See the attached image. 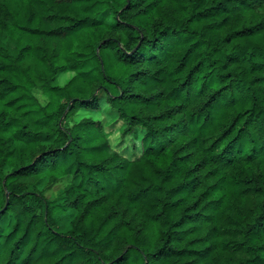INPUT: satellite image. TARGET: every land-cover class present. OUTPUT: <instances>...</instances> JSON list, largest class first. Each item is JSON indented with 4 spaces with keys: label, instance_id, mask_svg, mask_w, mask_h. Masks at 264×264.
<instances>
[{
    "label": "trees",
    "instance_id": "1",
    "mask_svg": "<svg viewBox=\"0 0 264 264\" xmlns=\"http://www.w3.org/2000/svg\"><path fill=\"white\" fill-rule=\"evenodd\" d=\"M0 264H264V0H0Z\"/></svg>",
    "mask_w": 264,
    "mask_h": 264
},
{
    "label": "rangeland",
    "instance_id": "2",
    "mask_svg": "<svg viewBox=\"0 0 264 264\" xmlns=\"http://www.w3.org/2000/svg\"><path fill=\"white\" fill-rule=\"evenodd\" d=\"M62 81H63V77L61 78V80H60V83H62ZM56 187H53L52 188V190H54ZM47 195H48V197H50V194L47 192Z\"/></svg>",
    "mask_w": 264,
    "mask_h": 264
}]
</instances>
